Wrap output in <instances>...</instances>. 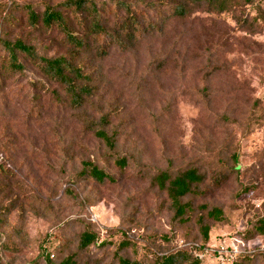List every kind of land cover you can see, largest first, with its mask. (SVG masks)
Instances as JSON below:
<instances>
[{
	"label": "rangeland",
	"instance_id": "374dc122",
	"mask_svg": "<svg viewBox=\"0 0 264 264\" xmlns=\"http://www.w3.org/2000/svg\"><path fill=\"white\" fill-rule=\"evenodd\" d=\"M66 1L0 0V35L47 58L68 56L64 34L31 28L26 11L60 10L85 36L89 20L79 23L61 7ZM91 2L106 32L91 36V52L76 60L93 79L82 109L23 57L24 72H0V264H59L71 255L81 264H118L117 254L153 264L204 241L203 205L226 217L204 220L210 246L264 264V233L256 231L264 218V0L223 14L185 0ZM183 3L186 17L175 12ZM92 129L112 136L114 148ZM122 158L124 169L116 164ZM83 162L116 183L90 180ZM189 168L204 181L200 195L183 200L193 211L180 224L153 178ZM87 229L99 241L80 251ZM122 241L131 245L118 251Z\"/></svg>",
	"mask_w": 264,
	"mask_h": 264
},
{
	"label": "trees",
	"instance_id": "16d2710c",
	"mask_svg": "<svg viewBox=\"0 0 264 264\" xmlns=\"http://www.w3.org/2000/svg\"><path fill=\"white\" fill-rule=\"evenodd\" d=\"M188 3L198 6H206V10L211 13L223 14L232 12L239 2L247 6L255 5L256 0H185ZM66 10L71 11L76 16V20L81 24H88L85 36L76 35L66 15L57 9L47 8L42 15L33 11L30 7L26 8L28 24L35 29L41 25L47 30L58 29L64 34L67 43L72 47L68 56L56 58H47L41 56L34 47L23 43L21 40L11 41L0 35V72L5 70L11 74L22 73L25 67L21 57L29 60L35 65L44 77L59 85L64 90L69 104L73 109H82L89 99L93 96V79L83 68L77 64V58L81 54L91 52V36L97 37L105 34V29L101 25L102 17L95 4L91 0H68L62 4ZM176 14L180 17H186L190 14L191 8L186 3L176 7ZM9 15H6V20ZM89 20V21H86ZM86 21V22H85ZM133 22L136 20L133 19ZM239 23V22H238ZM100 54H104V49H100ZM94 136L101 140L109 148H114L115 141L112 136L103 130L92 129ZM116 164L124 169L127 167V160L122 158L117 160ZM82 173L97 184L105 183L115 184V178L98 168L91 162H83ZM204 181V176L195 168H189L175 176L167 172H160L153 178V184L159 191L164 192L170 202L173 211V219L180 224H187L190 221L189 213L193 211L190 204L183 200L188 196H198L201 192L198 190L200 184ZM204 215L197 220L200 232L203 236V242L193 243L186 251H178L167 255L157 257L153 264H219L213 256L200 258L201 254L209 247L210 226L206 225L204 220H210L215 223H225L226 217L222 209L200 206ZM256 231L262 235L264 233V218L259 221ZM99 237L90 229L85 230L80 238L78 249L86 251L93 245H96ZM129 241H122L117 250L121 251L129 247ZM239 259L246 260L245 255L239 254L233 264H243ZM118 264H143L140 261H131L117 254ZM239 261V262H238ZM47 264H53V261L47 258ZM59 264H81L77 261L76 255L68 256ZM245 264V263H244Z\"/></svg>",
	"mask_w": 264,
	"mask_h": 264
},
{
	"label": "built area",
	"instance_id": "2783aa9c",
	"mask_svg": "<svg viewBox=\"0 0 264 264\" xmlns=\"http://www.w3.org/2000/svg\"><path fill=\"white\" fill-rule=\"evenodd\" d=\"M239 254L240 252L234 247L219 244L207 247L200 258L213 256L219 264H233Z\"/></svg>",
	"mask_w": 264,
	"mask_h": 264
}]
</instances>
